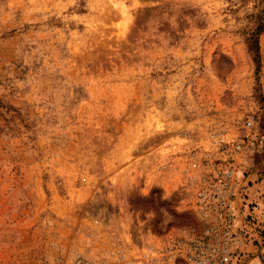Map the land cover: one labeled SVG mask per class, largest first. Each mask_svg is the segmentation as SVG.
<instances>
[{
  "label": "rangeland",
  "instance_id": "rangeland-1",
  "mask_svg": "<svg viewBox=\"0 0 264 264\" xmlns=\"http://www.w3.org/2000/svg\"><path fill=\"white\" fill-rule=\"evenodd\" d=\"M263 8L0 0V264H186L228 169L235 264H264Z\"/></svg>",
  "mask_w": 264,
  "mask_h": 264
},
{
  "label": "built area",
  "instance_id": "built-area-1",
  "mask_svg": "<svg viewBox=\"0 0 264 264\" xmlns=\"http://www.w3.org/2000/svg\"><path fill=\"white\" fill-rule=\"evenodd\" d=\"M245 123L248 126L251 120ZM202 186L196 197L202 217L209 225L201 234H189L173 242L171 254L186 264H235L239 253L234 254L231 248L235 237L230 208L234 196L233 171L217 173Z\"/></svg>",
  "mask_w": 264,
  "mask_h": 264
},
{
  "label": "trees",
  "instance_id": "trees-1",
  "mask_svg": "<svg viewBox=\"0 0 264 264\" xmlns=\"http://www.w3.org/2000/svg\"><path fill=\"white\" fill-rule=\"evenodd\" d=\"M262 14H257V23L254 29L251 30V33L246 37L247 49L252 55V59H258V44H257V34L264 27V8L261 9Z\"/></svg>",
  "mask_w": 264,
  "mask_h": 264
}]
</instances>
